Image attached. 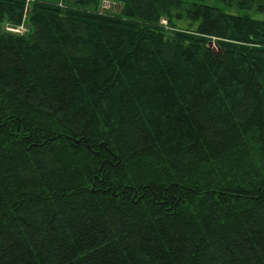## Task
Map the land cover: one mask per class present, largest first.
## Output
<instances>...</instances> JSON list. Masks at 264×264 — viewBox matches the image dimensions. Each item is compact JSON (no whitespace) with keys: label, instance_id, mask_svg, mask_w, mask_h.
<instances>
[{"label":"trees","instance_id":"1","mask_svg":"<svg viewBox=\"0 0 264 264\" xmlns=\"http://www.w3.org/2000/svg\"><path fill=\"white\" fill-rule=\"evenodd\" d=\"M111 1L0 0V264H264V20Z\"/></svg>","mask_w":264,"mask_h":264},{"label":"rangeland","instance_id":"2","mask_svg":"<svg viewBox=\"0 0 264 264\" xmlns=\"http://www.w3.org/2000/svg\"><path fill=\"white\" fill-rule=\"evenodd\" d=\"M183 1H186V2L194 1V2H198V3H203V4L215 6L218 9H220L221 11H223L225 13H230V14L246 13L252 18H257V19L264 20V12H255L253 10H250V11H239V10L235 9L234 7H226L224 5V3L222 1H220V0H183ZM100 8H102V9L108 11V12H117L119 10V6L116 3H113V1H111V0H101ZM161 22L163 24H167L165 18H161ZM185 24L186 23L184 21L178 20V21H176L175 25L177 27H180V26L182 27V26H185ZM8 25L9 24H5L3 26V29L5 31H7L6 27H11L13 29V31H8V32H12V33H19L18 31H20V30H22L21 31V33H22V32H24L27 29V27L25 25H22V26L21 25H17V26L9 25L8 26ZM213 43L214 42H210L211 47H213Z\"/></svg>","mask_w":264,"mask_h":264},{"label":"built area","instance_id":"3","mask_svg":"<svg viewBox=\"0 0 264 264\" xmlns=\"http://www.w3.org/2000/svg\"><path fill=\"white\" fill-rule=\"evenodd\" d=\"M6 30H7V31H13V29H12L11 27H6ZM18 32L21 33V30L18 31Z\"/></svg>","mask_w":264,"mask_h":264},{"label":"bare ground","instance_id":"4","mask_svg":"<svg viewBox=\"0 0 264 264\" xmlns=\"http://www.w3.org/2000/svg\"><path fill=\"white\" fill-rule=\"evenodd\" d=\"M102 9V8H101ZM100 10V9H99ZM104 11H106V10H104ZM9 26V25H8ZM20 30V29H19ZM22 31V30H21Z\"/></svg>","mask_w":264,"mask_h":264}]
</instances>
